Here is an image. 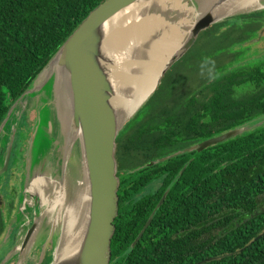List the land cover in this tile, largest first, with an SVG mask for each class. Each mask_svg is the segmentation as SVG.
<instances>
[{
    "label": "trees",
    "instance_id": "trees-1",
    "mask_svg": "<svg viewBox=\"0 0 264 264\" xmlns=\"http://www.w3.org/2000/svg\"><path fill=\"white\" fill-rule=\"evenodd\" d=\"M103 1L0 0V125L61 45ZM262 18L264 12L242 15L203 33L217 41L211 55L204 51L196 58L195 69L219 53L225 52L229 61L214 66L194 93L179 95L180 87L174 85L171 108L164 105L169 100L165 96L158 110L140 112L131 120L128 137L117 139L119 202L110 251L111 258H119L112 264H264V59L247 60L249 48H236L255 38ZM241 50L247 52L240 55ZM244 126L251 129L193 151L182 172L180 157L165 162L176 161V185L147 229L158 226L161 238L131 248L151 210L142 217L137 204L122 203L126 184L133 194L141 180L129 183L120 175L121 152L128 159L141 154L150 162ZM170 229L183 232L171 241V233H164Z\"/></svg>",
    "mask_w": 264,
    "mask_h": 264
},
{
    "label": "water",
    "instance_id": "water-1",
    "mask_svg": "<svg viewBox=\"0 0 264 264\" xmlns=\"http://www.w3.org/2000/svg\"><path fill=\"white\" fill-rule=\"evenodd\" d=\"M231 1L233 0L208 1L207 8L201 10L200 15L187 31L186 37L181 39V45L163 66L154 90L134 114L125 121L120 118L117 105V100L121 94L119 83L121 78L130 70L129 63L133 60L134 54L138 52L135 47L140 40H136L137 43L132 42L129 38L123 40L129 35L125 31L128 32L127 26L130 24L127 26L124 24L118 33L116 29L120 25L119 16L123 11L142 2H147V0H104L66 39L28 89L13 103L12 108L9 109L0 125V134L11 121V116L18 106L27 100L26 97L29 95L36 96L44 85L51 81L52 97L47 99L46 109H50L52 113L51 104L53 100L61 104V124L64 128L63 142L66 156L74 145L78 144L82 181L85 180L87 184L86 193L88 194L85 217L81 224L78 239L57 256L55 253L61 243L62 234L54 247L55 225L49 227L42 247L45 250L48 246L52 248L50 264H110V242L115 229L113 223L117 216L119 201L116 195L119 189L118 166L115 157L116 141L125 125L131 119L133 120L140 109L154 95L165 74L187 54L203 31L226 20L255 14L253 12L229 14L221 19L216 18L221 7L228 5ZM192 3L195 7L201 5V2L197 0H193ZM260 3L264 4V0H260ZM133 11H137V8L131 13ZM257 11L263 13L264 9ZM39 98L38 95L36 100L32 101L33 105H29L30 109L35 108L34 104ZM53 117L54 120L49 121L41 131L47 139L48 152L51 151L57 140L54 133L57 132L55 129H57V125L59 126V121L55 119V115ZM250 129L246 126L236 128L206 140L190 150L201 152ZM35 143L36 133L34 132L28 143V166L32 162L30 155ZM10 152L9 146L3 169L7 167ZM45 156V154L42 155V167L45 164ZM262 210L264 211V209ZM38 225L39 222L36 221L31 223L19 246L13 248L5 261L10 256L14 257L15 252L27 251L28 243L34 238ZM143 231L133 245L139 241Z\"/></svg>",
    "mask_w": 264,
    "mask_h": 264
},
{
    "label": "rangeland",
    "instance_id": "rangeland-1",
    "mask_svg": "<svg viewBox=\"0 0 264 264\" xmlns=\"http://www.w3.org/2000/svg\"><path fill=\"white\" fill-rule=\"evenodd\" d=\"M260 11H257V13ZM263 12V11H261ZM253 13H256L254 11ZM174 18V17H173ZM172 19V18H171ZM246 21L250 24H252L251 19H246ZM173 23V21H172ZM249 25V24H246ZM245 26V25H244ZM209 30V29H208ZM206 30V31H208ZM263 31H259L258 37H256V32H254L253 37H255L253 40H250L246 43H243L239 46L238 49H242L245 47H248V52L246 50L240 51V55L245 54L246 52V59L251 60L252 58H260L264 57V27L262 28ZM206 31H203L194 46L190 49V51L181 59L179 62H177L172 68L165 74L163 81H162V88L157 92L154 93V95L149 99V101L140 109V111L137 113V115L141 112L143 113H152L159 109L161 106V103L164 100L168 101L165 102V106L171 108L174 105V101L171 100L174 97V94L171 96V93L174 89V85L179 86L178 94L179 95H185L187 93H194L196 92L202 81H207L211 74L214 73V66L224 64L225 62L229 61V58L224 57L226 53H219L215 54V57L203 61L200 63L196 69V58L199 55L204 54L208 52L209 55H211V50L213 49L214 38L211 36L206 37L202 34ZM202 35V36H201ZM258 38V39H257ZM220 41V40H219ZM222 46H225L224 42H221ZM237 53V52H236ZM225 68V66H223ZM222 68V69H223ZM175 83V84H174ZM206 83V82H205ZM202 86V85H201ZM201 88V87H200ZM157 93V94H156ZM175 93V92H174ZM40 96L39 100L36 104H34L33 109H30L29 105L32 106L33 102L36 98ZM156 95V96H155ZM155 96V97H154ZM167 96L165 99L164 97ZM49 97H52V90H51V81H49L44 87L38 92L36 96H27V102L25 101L21 105L18 106L17 110L12 114L11 117H13L11 125L14 126V129L16 127V122L19 119V116L26 115L28 123H30L34 117L35 112L37 115V120L33 124L34 126H30L32 129V134L34 132L36 133V143L32 148L31 151V157L32 162H36L37 158H40L43 154H45V164L43 167L40 165L36 166V170L34 171V174L32 175L31 170V164L27 167L26 170V176L25 180L20 178V181L18 183H15L12 187V190L10 191L9 195L4 196V200L10 199V205L17 208V205L20 201V196L22 195L23 190V201H27L29 203V207H33L34 209H31L29 211L26 210V217L29 219V221L32 223L33 221L39 222L38 230L34 236V242L33 245L30 244L26 252H15L16 254L14 256L13 262L11 264H22L25 263V261L28 259V257H32L31 261H26L25 264H41L45 260H48L49 258H52V248L48 247L46 250L42 247V244L48 234L49 227L52 225H55V245L56 241L58 242L59 237L61 235V230L63 226V222L61 219H57V215L59 212H61L60 209H58L57 206H55L53 209L51 208L53 205L54 198L52 193L50 191H47L49 197L44 198L46 195V190L48 186L47 182V176L50 177V179L54 180L52 182H57L58 186L65 183L67 186V194H68V201H73L75 198V193L80 190L79 182L82 181V174H81V161H80V154L78 151V144L74 145V147L70 150V153L68 156L64 153V142H63V136H64V128L62 122V108L61 104L57 103L55 100H53L51 104L52 113L50 112V109H46L47 106V99ZM29 102V103H28ZM31 103V104H30ZM13 106V105H12ZM12 108V107H11ZM10 108V109H11ZM36 109V110H35ZM53 115H55V119H58L59 126L57 125L55 131H57L55 134L56 137V143L53 145L51 151L48 150V142L45 136H43L42 132L43 128L48 124L49 121L54 120ZM138 122H142V118H137ZM132 120V119H131ZM133 121H130L125 125L122 132L120 133L119 137H122L124 139L127 135H129V132L131 131L130 126H132ZM22 129H26L25 126H21ZM28 127V126H27ZM33 127V128H32ZM5 129V128H4ZM7 130V129H6ZM4 130L2 131V134H4ZM18 136V135H17ZM32 136V135H31ZM118 137V138H119ZM128 137V136H127ZM29 143V142H28ZM27 158H29V145L27 144ZM18 156L21 152H18ZM17 156V157H18ZM28 161V160H27ZM42 172L44 174V178L42 181H39L35 173ZM23 173V172H22ZM20 175V174H19ZM18 177V175H17ZM31 180V181H30ZM30 182V183H29ZM29 183V186H28ZM25 184V185H24ZM33 185V189L31 190L30 186ZM24 186V187H23ZM26 190V191H25ZM36 190L35 193L32 191ZM28 193V195L26 194ZM44 195H43V193ZM22 198V196H21ZM14 201L17 203L16 205L13 204ZM25 201V202H26ZM24 202V204H25ZM22 204L19 206V213L17 215H21V218L19 220H23L24 216L20 213V209H22ZM5 210V213L7 214V210ZM16 214V210L12 212V215ZM45 215V216H44ZM17 216L14 218L16 219ZM18 220V221H19ZM21 237L16 241L15 246H19L21 242ZM20 240V241H19ZM10 244L3 250V252L0 253V255L4 254ZM42 247V248H41ZM33 251V252H32ZM30 252H32L30 254ZM55 255H59L58 252L55 253ZM37 261V262H36Z\"/></svg>",
    "mask_w": 264,
    "mask_h": 264
},
{
    "label": "bare ground",
    "instance_id": "bare-ground-1",
    "mask_svg": "<svg viewBox=\"0 0 264 264\" xmlns=\"http://www.w3.org/2000/svg\"><path fill=\"white\" fill-rule=\"evenodd\" d=\"M192 1L147 0L130 8L132 10L137 8V11L131 13L132 10L126 9L119 16L120 25L116 29L117 33L124 24L126 26L130 24L127 26L128 32L125 31L129 35L123 40L129 38L134 43L140 40L135 47L138 52L129 63L130 70L119 83L121 94L117 105L122 121L130 118L154 90L163 66L181 45L180 42L186 37L187 31L192 27L201 10L207 8L209 0H197L201 2L199 7H195ZM262 8L264 9V4H261L260 0H233L221 7L216 18L221 19L229 14L254 12ZM137 21L139 23H136ZM43 178L44 174L38 172V184ZM52 181L54 180L47 176L48 186L44 198L49 197L47 191H50L54 198V201H51L53 202L51 208L57 206L61 210L57 215V219L63 222L61 243L56 249V252L60 254L68 249L80 235L87 203V184L85 180L79 182L80 190L75 193L73 201H68L66 184L58 186L57 182ZM30 188L32 190L33 185ZM32 192L35 193L36 190ZM33 239L29 241L28 247L30 244L33 245Z\"/></svg>",
    "mask_w": 264,
    "mask_h": 264
},
{
    "label": "flooded vegetation",
    "instance_id": "flooded-vegetation-1",
    "mask_svg": "<svg viewBox=\"0 0 264 264\" xmlns=\"http://www.w3.org/2000/svg\"><path fill=\"white\" fill-rule=\"evenodd\" d=\"M260 23L264 27V18L261 19ZM262 27V28H263ZM262 28L259 31H263ZM258 32H256L257 34ZM258 37V34L256 35ZM258 39V38H257ZM239 44L236 45V48H239ZM264 59V57H260ZM257 58V59H260ZM255 60V58H252ZM251 59V60H252ZM227 63V62H225ZM13 120V117L11 121L8 123V126L5 127L4 129V134H0V253L3 252V250L10 244L8 250L0 255V264H11L13 262L14 257H11L5 261V258L7 255L13 250V248L16 245V241L19 236H24L26 231L30 228L31 222L29 219L26 217V210L29 211L31 209H34L33 207H29V203H27L26 200L23 201V190L22 192V198L20 196V201L17 202V208L13 207L10 205V199L4 200L5 195H9L10 191L12 190V187L15 183H18L20 181V178L25 180L26 176V170H27V144L31 138L32 135V129L30 126H34L33 124L37 120V115L35 112V117L34 121L28 123L26 115H23L19 117V119L16 121V127L14 129V126L11 125ZM25 126L26 129H22L21 126ZM28 126V127H27ZM33 128V127H32ZM7 129V130H6ZM18 135V136H17ZM128 136V135H127ZM126 136V137H127ZM200 144V143H198ZM196 144V145H198ZM190 146L184 150L178 151L173 154H169L165 157L158 158L156 160L146 162L145 159L142 157L141 154H139L135 158L128 159V157L121 152L120 157L123 160V170L120 172V175L124 177V180H127L129 183L135 182L138 179L141 180L139 182V185L137 187L136 192H133L131 194V187L127 186L126 188L128 189L127 192L122 193V203L125 205H136L137 204V209L144 214L142 217L146 216L149 210H151L148 214V220L142 225L141 229L135 236L133 242L131 243L130 247L133 248L138 243H146L150 239L156 240L157 242L161 238V230L159 227L152 228L147 231L148 226L150 225L154 213L156 210L166 201V197L168 193L171 192V186L176 185L177 181V175H176V161H170L169 164H165L166 161H169L170 159H175L179 158L178 161H183V166L181 168L182 172L184 169H186L187 165L193 160V157L190 149L193 148L194 146ZM10 146L11 152H10V157L8 160V164L6 169H3L4 166V160L6 157V153L8 150V147ZM18 152H21L20 155L18 156ZM18 156V157H17ZM188 160L187 163H185ZM42 156L40 158H37L36 162H31V173L32 175L34 174V171L36 170V166L40 165L42 167ZM131 163V164H130ZM23 172V173H22ZM20 174V175H19ZM36 175L38 173H35ZM18 175V177H17ZM130 175H133L130 177ZM31 181V180H30ZM30 183V182H29ZM28 183V186H29ZM188 186H191L192 181L189 180L187 183ZM25 185V184H24ZM168 185V186H167ZM24 187V186H23ZM26 191V190H25ZM28 195V193L26 192ZM126 196V197H124ZM163 200V201H162ZM162 201V204H160ZM13 204H17L14 201H12ZM119 202V201H118ZM22 204V209H20V213L24 216V219L21 221L19 220L21 218V215H17L19 213V206ZM7 210V214L5 213V210ZM16 210V214L12 215V212ZM125 213L127 211H124ZM147 212V213H146ZM146 213V214H145ZM17 216L16 219H14ZM118 217V212L117 216L114 219V221ZM151 219V220H150ZM19 220V221H18ZM143 220V218H142ZM150 223L148 224V222ZM148 224V225H147ZM147 227L145 228V226ZM144 230V231H143ZM143 234L139 241L133 245L135 242L136 238L140 235V233ZM147 231V233H146ZM25 232V233H24ZM167 232H170V240L175 241L177 235L179 233H182L183 231H176V230H165L164 233L166 234ZM22 233V234H21ZM146 233V234H145ZM21 237V239H22ZM206 239V238H205ZM188 244H191V241L188 242ZM50 247V246H48ZM47 247V248H48ZM42 248V247H41ZM33 252V251H32ZM30 252V254L32 253ZM112 257V256H111ZM110 257V263H116L118 261V257L116 258H111ZM32 257H28L27 260H29L30 263ZM26 260V261H27ZM25 261V263H26ZM37 262V261H36ZM48 260H45L41 264H46ZM24 263V264H25ZM50 264V263H49Z\"/></svg>",
    "mask_w": 264,
    "mask_h": 264
}]
</instances>
